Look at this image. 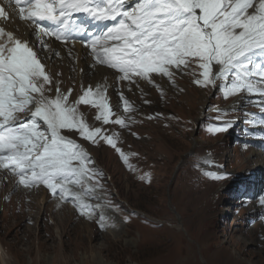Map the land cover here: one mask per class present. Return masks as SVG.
<instances>
[{"label": "rangeland", "instance_id": "374dc122", "mask_svg": "<svg viewBox=\"0 0 264 264\" xmlns=\"http://www.w3.org/2000/svg\"><path fill=\"white\" fill-rule=\"evenodd\" d=\"M49 46H38L40 55L47 73L67 93L81 76L76 51L49 54ZM87 49L93 56L85 43ZM86 52L91 66L115 76L106 93L109 123L96 119L95 106H77L89 129L102 130L98 142L82 138L76 129L63 130L91 158L87 167L96 175L68 187L92 208L80 209L74 199L62 198L59 190L53 195L43 184H18L16 175L0 168V264H264V206L259 203L264 177L253 175L262 186L249 189L250 169L257 163L254 151L261 154L259 147L264 148V107L255 101L264 97L243 92L225 97L228 81L221 79L215 87L200 86L194 81L202 70L194 62L171 69V80L155 73L151 80H122L117 70L95 63ZM82 81L85 89H95L93 71ZM240 96L239 109L226 113L240 118L233 116L225 124L232 126L237 119L238 128L214 133L211 127L225 126V117L210 115L194 133L209 99L206 116L214 105L227 110ZM20 115L26 119L30 113ZM118 118L123 126L113 122ZM103 136H112L116 147ZM212 173L224 178L212 179Z\"/></svg>", "mask_w": 264, "mask_h": 264}, {"label": "snow or ice", "instance_id": "6c2138e0", "mask_svg": "<svg viewBox=\"0 0 264 264\" xmlns=\"http://www.w3.org/2000/svg\"><path fill=\"white\" fill-rule=\"evenodd\" d=\"M14 4L20 19L31 21L36 34L65 42L73 32L87 31L77 24L76 14L104 24L101 33L85 43L98 63L121 74L119 79L151 80L155 73L171 80V69L194 62L202 70L194 83L215 87L221 79L228 81L225 97L242 92L264 97V0H14ZM9 16L0 5V17ZM44 21L55 27L45 26ZM5 35L7 42L0 43V168L16 175L18 184H43L53 195L59 190L62 198L74 199L80 209L92 208L80 203L81 194L68 187L96 175L87 167L91 158L61 133L76 129L82 138L98 142L102 130L89 129L78 117L77 106H95L99 109L96 119L109 123L107 88L101 84L95 89L82 86V94L70 102L72 89L62 93L56 82L55 97L46 96L45 92L52 90L46 86L53 78L37 53L28 41L0 27V36ZM214 66L218 70L214 71ZM227 74H231L230 81ZM124 105L127 109V100ZM21 113L30 115L25 119ZM113 122L124 125L120 118ZM227 127L213 126L210 130L215 133ZM101 138L116 147L112 136ZM259 203L264 206V195ZM103 221L101 216V227L105 226Z\"/></svg>", "mask_w": 264, "mask_h": 264}, {"label": "bare ground", "instance_id": "6f19581e", "mask_svg": "<svg viewBox=\"0 0 264 264\" xmlns=\"http://www.w3.org/2000/svg\"><path fill=\"white\" fill-rule=\"evenodd\" d=\"M5 5L7 6L5 8V10H6V12H8L10 14V17H9V19L0 17V27L4 28L6 32L7 31L13 32L15 37L21 39L22 41L23 40L28 41L29 42V46L32 47V49L37 53V57L40 60V62L45 66L46 71H47V65L48 64L46 65L45 61L42 60V57H41L39 49H38V46H41L42 43L43 44H47V43L50 44L49 49H48L49 50L48 51L49 54H52L53 51L55 52L56 50L65 51L66 53L67 52H71V51H76V59H77L76 63L79 66V69L76 70V71H78L81 76L79 78V83L78 84L76 83L77 84L75 86L76 88L75 89L72 88V95H71L72 98L71 99L76 100L82 94L81 87L83 86V88H85L82 79H83V75L85 73H87V71H91V72L93 71V73L95 75V82L94 83L96 85L97 84H101V85H104L106 88L107 87L109 88V85H111V83L115 79L114 74H112L111 72L103 69L104 67L102 68V67H93V66H91L87 62L89 59L87 61H85V52H84L85 43H83V42H75V41H66L65 42L63 39L57 40L54 37H50V36H40V35L36 34L35 26L31 23V21H26V20L20 19L19 14H18V8L11 7L8 4H5ZM76 15H77L76 17H78L79 14H76ZM80 20H83V18H80ZM86 21H87L89 27H91V29H95V31H93L92 33H94V32L96 33L97 32V30H96L97 28H100V27L103 28L105 26L104 24H94L92 21H90L88 19ZM106 23L107 22H105V24ZM92 37H94V34H93ZM31 38H35L36 39V41H35V43L37 44L36 46H33V45L30 44V39ZM89 41H91V40H89ZM45 52H47V51H45ZM62 54H63V52H62ZM68 55L69 54H67V56ZM72 55H73V53H72ZM71 58H72V56H71ZM72 60H73V58H72ZM67 66H69V65H67ZM50 68H52V67H50ZM59 70L60 69L58 67H56L54 71H55V73H58V72H60ZM58 74H60V73H58ZM52 78H53V76H52ZM46 88H51L52 89L51 91H46L45 92L46 96H49V94L50 95L53 94V96L56 95V84H55L54 79H53V83L51 85H47ZM108 103L111 104L110 102H108ZM254 154H255V156L257 158V160H256L257 163H255L256 164L255 165L256 169H254L252 171V174L254 175V177L257 176V178L259 176H263L264 177V148H263L262 155H260L259 153L255 152V151H254ZM258 166H259V169H258ZM181 226L182 225H180L179 227L182 228Z\"/></svg>", "mask_w": 264, "mask_h": 264}]
</instances>
